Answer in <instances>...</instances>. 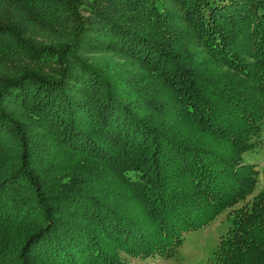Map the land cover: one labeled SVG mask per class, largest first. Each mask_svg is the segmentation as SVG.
I'll list each match as a JSON object with an SVG mask.
<instances>
[{"label": "trees", "instance_id": "trees-1", "mask_svg": "<svg viewBox=\"0 0 264 264\" xmlns=\"http://www.w3.org/2000/svg\"><path fill=\"white\" fill-rule=\"evenodd\" d=\"M86 2L0 0V264L172 256L184 230L227 209L216 262L264 264V183L247 159L263 143L264 0ZM86 51L128 55L137 72ZM21 109L74 149L70 180L45 177L48 147L22 131Z\"/></svg>", "mask_w": 264, "mask_h": 264}, {"label": "rangeland", "instance_id": "rangeland-1", "mask_svg": "<svg viewBox=\"0 0 264 264\" xmlns=\"http://www.w3.org/2000/svg\"><path fill=\"white\" fill-rule=\"evenodd\" d=\"M87 4L95 7H101L107 10H112L113 6L120 5V7L129 8L130 0H86ZM159 6L162 5V1H158ZM166 2L168 8L170 7L174 10L176 9L175 6H173L170 3V0H164ZM84 10V9H83ZM118 11V10H117ZM80 14H85L87 18L89 19V22L92 24L93 28L96 29V27H101L103 24L102 20L98 15H94L90 12L79 11ZM169 19L172 21L173 16L170 15ZM46 31L39 30V33H36L38 38L41 41H45V39H50L51 33L45 34ZM104 37V36H103ZM182 35L180 36V38ZM106 40H110L106 37H104ZM97 56V59H100L102 56L105 59V64L107 62L112 65L114 68L109 69L111 73L116 74V70L121 72L122 74H128L130 71L137 72L134 68L130 66V64H127V66L124 64L126 62H130L132 65L134 63L131 62L130 57L128 55H117L113 54L109 51H103V52H92V51H86L83 53V57L89 59L91 57ZM115 59L114 63H111L109 60ZM138 62H140L138 60ZM30 64L34 65L36 67V70L42 68L41 61L34 62L29 61ZM140 67L142 68V63L140 64ZM211 68H214V72L216 75H218L220 78L225 76L226 70H217L216 67L210 65ZM230 72V71H227ZM227 76L228 73H227ZM238 78L239 76L236 75L233 78ZM137 75H133L132 79L134 81H140ZM240 78H243V76ZM140 83V82H139ZM228 83V80L224 81V86ZM141 85L143 88L147 89L149 87L147 82H144L143 85ZM223 86V84H221ZM32 106H35V102L31 103ZM19 119L21 122V129L23 132L26 131L28 138L35 139L37 144L43 143V145H47L49 156H43L39 157L40 162L43 166H45L49 171H47V174L45 177L49 179V182L55 183L57 180H60L61 182L66 180H70L71 178H68L66 174L64 173L65 167L69 166V163H74L76 156L73 154L74 149H70L65 147L64 145L60 143V141L55 138L56 136L53 135L52 131L49 129H40L41 123H37L34 114L30 112L29 109L23 110L19 112ZM264 123V122H263ZM262 139L263 143L262 146L258 151L250 152L247 154V159H249L251 162L257 163V169L260 171V185L262 186L263 181V171H264V124H263V131H262ZM61 145H59V143ZM9 151H13V143H9L6 145ZM54 156H58L63 158L60 161L55 159L56 162H53L52 164L48 161V159L54 158ZM85 156V155H84ZM83 156V158H84ZM56 157V158H58ZM64 178H61L63 177ZM85 180L87 183H90L89 176L85 177ZM51 183V184H53ZM66 183V182H64ZM260 186V187H261ZM95 190L92 188L91 192H94ZM229 209L222 212L220 215H218L214 220L209 222L206 225H203L196 229H187L184 230L182 233V241L179 242V246L175 248V254L172 256H168L166 254H152L148 255L146 257H134V256H126L129 260L130 264H218L216 262L215 258V251L217 249L218 242L220 240V237L224 234H226L230 224H231V216L228 215Z\"/></svg>", "mask_w": 264, "mask_h": 264}]
</instances>
